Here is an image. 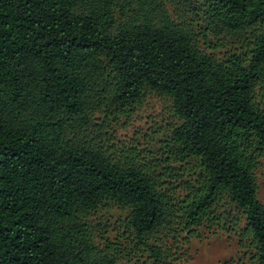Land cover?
<instances>
[{"label":"trees","instance_id":"trees-1","mask_svg":"<svg viewBox=\"0 0 264 264\" xmlns=\"http://www.w3.org/2000/svg\"><path fill=\"white\" fill-rule=\"evenodd\" d=\"M148 95L157 160L113 143ZM263 158L264 0H0V264H171L210 228L264 264Z\"/></svg>","mask_w":264,"mask_h":264},{"label":"rangeland","instance_id":"rangeland-1","mask_svg":"<svg viewBox=\"0 0 264 264\" xmlns=\"http://www.w3.org/2000/svg\"><path fill=\"white\" fill-rule=\"evenodd\" d=\"M169 110L170 104L164 98L146 96L128 119L121 118L116 125L114 145L126 149L131 146L146 159L157 160L168 140V127L173 123ZM256 178L258 199L264 203V158ZM125 215L126 211L115 207L102 209L92 217L91 224L96 228L105 224L106 236L113 239L115 232L111 230L116 226V220ZM168 247L174 253L171 264H256L247 251L241 249L235 235L216 228L201 229L189 243L181 242L177 247L169 241Z\"/></svg>","mask_w":264,"mask_h":264}]
</instances>
